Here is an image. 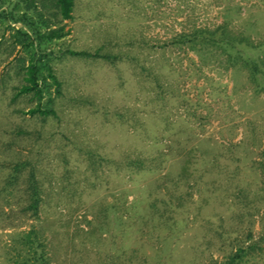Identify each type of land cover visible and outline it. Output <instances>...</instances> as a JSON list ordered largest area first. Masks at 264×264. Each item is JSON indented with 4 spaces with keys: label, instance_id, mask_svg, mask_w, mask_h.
I'll list each match as a JSON object with an SVG mask.
<instances>
[{
    "label": "rangeland",
    "instance_id": "1",
    "mask_svg": "<svg viewBox=\"0 0 264 264\" xmlns=\"http://www.w3.org/2000/svg\"><path fill=\"white\" fill-rule=\"evenodd\" d=\"M46 1L47 8L39 6L48 15L54 8ZM224 21L263 38L264 0H76L72 19L59 23L66 34L46 45L63 82L62 95L50 87L56 114L48 116L28 113L38 104L32 93L16 96L29 55L12 34L22 24L0 21V184L23 161L37 169L44 190L38 218L20 216L19 204L0 195V264H21L20 235L32 227L50 264H210L225 253L221 235L245 236L248 218L259 234L262 157L244 132L246 118L264 116V94L254 96L244 74L234 75L222 59L170 43ZM70 49L121 59L79 58ZM195 145L208 161L240 157L230 164L239 163L237 176L208 165L199 169L198 185L181 181L171 190L162 174L177 179L179 160ZM123 156L157 161L145 169L106 161ZM239 189L255 201L242 224L240 205L232 203ZM157 194L169 198V209L160 222L145 224L141 217ZM107 203L130 216L127 230L117 219L103 224L109 218L98 214ZM247 264H264V251Z\"/></svg>",
    "mask_w": 264,
    "mask_h": 264
},
{
    "label": "trees",
    "instance_id": "2",
    "mask_svg": "<svg viewBox=\"0 0 264 264\" xmlns=\"http://www.w3.org/2000/svg\"><path fill=\"white\" fill-rule=\"evenodd\" d=\"M39 2L40 4H38ZM46 2V0H0V21L10 20L12 23L22 24L18 28L13 26L14 33L12 34L29 55L28 62L24 66V81L17 87L16 96L32 93L38 100V104L36 107L29 109L28 113H41L48 116L56 114L53 108L55 97L51 95L50 87L54 85L57 95H62L63 82L51 64L52 54L47 50L46 45L54 39L62 38L66 34L64 26L59 23L66 19H72L76 0H50L54 9L48 15L39 6L47 8ZM18 7H21V9ZM29 10L33 11L36 17L29 14ZM57 24L58 26H55ZM170 43L173 45H185L189 49L194 50L203 59L205 57L222 59L225 67L230 69L234 75L236 73L244 74L247 86L253 91L254 96L264 94V37L254 39L243 32L234 31L224 21L213 28L197 27L187 32L178 33L171 38ZM68 53L79 58H103L111 64H116L121 59L120 55L112 52L101 53L99 50L91 52L88 50L70 49ZM144 69L146 70L147 68ZM155 79L159 81L157 73ZM258 115L260 117L254 114V116L246 118L244 133L248 144L259 149L258 151L262 158L257 163L264 182V116L263 112ZM199 149V146L195 145L185 150L181 160H179L177 179L170 178L171 173L169 171L162 174L161 180L164 182L167 181V178L171 179L169 182L171 190H177L181 181L190 185H198V180L201 177L198 176L199 169H208V165H211V168H220L219 172H225V175L230 178L237 176L239 163L234 168H230V164H233L234 161H239L240 157L234 154L226 159L231 161L229 164L228 161L223 162L218 159L220 156L217 160L208 161L201 153H198ZM221 153L223 154V152ZM158 158L160 160L161 156ZM100 159L104 158L100 157ZM153 160L157 161V158L147 160L140 157L123 156V159L120 160L108 159L106 161L117 162L118 165L122 164V166L124 165L130 169H145L148 167L147 162ZM219 160L220 163L218 162ZM92 161L94 163V160ZM160 162L162 163V160ZM191 178L193 182L190 181ZM235 186H238V184H235ZM239 190V193L235 196L236 201L234 200L232 203L240 205L237 216L243 217L240 221L242 224L246 217L254 215V207L251 204L254 199H251L245 193V189ZM3 193H5L4 199L7 201L13 199L16 204H19L18 212L20 216L38 218L41 204L44 201V190L37 174V169L34 166L30 165L28 167L27 162L23 161L15 163L12 166V171L0 184V195ZM9 196L12 198L10 199ZM159 201H162V207L157 204ZM169 201V198L164 196L160 197L158 194L154 196L149 201V210L146 215L141 217L145 224L150 225L149 223H154L155 221L160 222V218L164 217L169 209L168 206L163 205H168ZM177 205L182 206L183 204ZM120 210L121 208L116 206L115 203H107L101 208L98 215H102L106 220L109 218L108 223L106 220V222L103 221V224L106 223L108 227L112 218L114 222L117 219V226L126 229L131 224L129 222L130 216L125 214V211L120 212ZM256 210L259 211L260 209L256 208ZM116 212H119V214L114 216ZM248 220L247 227L243 231L245 236H230L227 238L221 235V248L227 245L224 248L225 253L221 258L211 256L210 264H247L252 258L264 251V210L260 220L261 229L257 236L253 232V223L250 218ZM241 227L239 225L238 228L240 229ZM38 233L39 231L35 227L21 233L23 249L16 254L18 257L17 261L21 264H50L46 244L40 239Z\"/></svg>",
    "mask_w": 264,
    "mask_h": 264
}]
</instances>
